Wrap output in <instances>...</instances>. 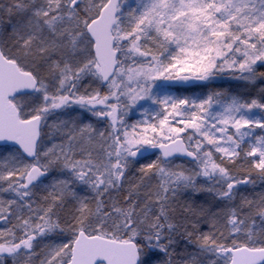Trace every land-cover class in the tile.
Masks as SVG:
<instances>
[{
	"label": "snow or ice",
	"instance_id": "6c2138e0",
	"mask_svg": "<svg viewBox=\"0 0 264 264\" xmlns=\"http://www.w3.org/2000/svg\"><path fill=\"white\" fill-rule=\"evenodd\" d=\"M0 264H264V0H0Z\"/></svg>",
	"mask_w": 264,
	"mask_h": 264
},
{
	"label": "rangeland",
	"instance_id": "374dc122",
	"mask_svg": "<svg viewBox=\"0 0 264 264\" xmlns=\"http://www.w3.org/2000/svg\"><path fill=\"white\" fill-rule=\"evenodd\" d=\"M235 84H236V82L235 81H228V80H221V81H218L217 82V85L218 86H223V87H225V88H227V87H235ZM198 91V90H197Z\"/></svg>",
	"mask_w": 264,
	"mask_h": 264
}]
</instances>
